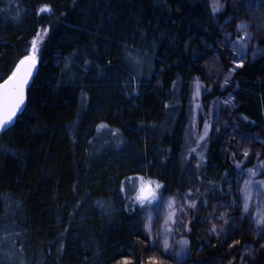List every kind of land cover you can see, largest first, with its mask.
<instances>
[{
	"label": "trees",
	"instance_id": "16d2710c",
	"mask_svg": "<svg viewBox=\"0 0 264 264\" xmlns=\"http://www.w3.org/2000/svg\"><path fill=\"white\" fill-rule=\"evenodd\" d=\"M218 3L0 0V83L48 29L0 135V264H264V0ZM140 178L177 204L163 239Z\"/></svg>",
	"mask_w": 264,
	"mask_h": 264
},
{
	"label": "snow or ice",
	"instance_id": "6c2138e0",
	"mask_svg": "<svg viewBox=\"0 0 264 264\" xmlns=\"http://www.w3.org/2000/svg\"><path fill=\"white\" fill-rule=\"evenodd\" d=\"M213 8L212 12L216 13L220 10V5L218 3V0H213ZM52 9L44 5L41 7L37 12L36 15H40L42 13H50ZM247 28L246 25H240L239 30L245 31ZM47 28H44L41 31H38L36 34V37L33 38L31 41V51L28 55H25L23 59L19 61V63L16 65V68L12 71V74L8 77L7 80L4 81L3 85H0V130H3L7 127H9L12 123H14L15 117L17 116L18 112L23 110V105L25 102V91L29 83V79L31 78L33 74V69L35 68V64L37 61V52L39 50V42L43 41V38L47 35ZM250 36H242L240 38V41L233 44V48L235 49L237 54H240L241 56L244 54V48L243 45L247 43L248 40H250ZM239 66V65H237ZM2 79V77H0ZM227 82V80H226ZM195 95L198 97L200 94V84L197 81L195 84ZM101 127H106L102 125ZM208 132V125L205 124L204 128V135L200 137L201 140L204 139V136L207 135ZM195 151V149H193ZM245 156L248 155L247 152L244 153ZM250 175H255V171L252 169H249ZM142 180V178H140ZM123 183V182H122ZM151 183V182H149ZM251 183L246 182V189L247 184ZM160 185L157 184L156 188H159ZM123 191V188H122ZM143 192V188H141V193ZM250 192L245 191V211H247L248 204L247 200L250 199ZM151 199H149L148 196L144 195H138L136 199L143 205L145 200L149 204L153 203V201L156 200V196L154 192L150 193ZM174 201H169L168 207L170 209L173 208ZM190 207H195V203H192L189 205ZM175 216V211L169 213V216L166 219V224L169 220H173ZM174 222V220H173ZM258 223H264V217H262L260 220L257 221ZM147 227V226H146ZM215 226H213L212 231L215 232ZM168 231H171V229H168ZM187 240L181 241V244H187ZM164 248H168V240H164Z\"/></svg>",
	"mask_w": 264,
	"mask_h": 264
},
{
	"label": "rangeland",
	"instance_id": "374dc122",
	"mask_svg": "<svg viewBox=\"0 0 264 264\" xmlns=\"http://www.w3.org/2000/svg\"><path fill=\"white\" fill-rule=\"evenodd\" d=\"M41 45V42H39V47ZM37 61H38V52H37ZM36 61V62H37ZM195 121L197 123V120H196V117H195ZM208 125V131L209 129H211V125L212 124H207ZM198 126V125H196ZM204 127H202L201 129H199L198 131V140L200 141H203L205 139L206 136H204V139L201 140L200 137L202 135H204ZM197 129V127H196ZM208 134V132H207ZM151 182V183H149ZM245 184V183H243ZM148 187H151L152 188V192L155 193V196H156V200L153 201V203L149 204L147 202V200H145L144 204L142 205L138 200H137V204L141 207H144L146 208V216L149 217L151 216L152 220H150L151 222V233L155 234V232L158 231V233H162V234H159L160 238L163 239L164 237V234L168 233V229H170V227H172V223H173V220H175V218H177V204L175 203V201L173 199H170V196H165V197H161V194H160V187L159 188H156V184L154 181L152 180H149V179H139V188H138V195H144L145 193V190L148 188ZM141 188H143V192L141 193ZM240 192V191H239ZM149 199H151V196H149ZM169 201H174V205H173V208L170 209L168 207V204H169ZM258 202H261L262 203V199L259 198L257 200ZM175 211V216L173 218V220H169L166 224V219L167 217L169 216V213L172 212V211ZM257 215H258V218L259 217H263L264 215V211H260L258 210L257 212ZM167 230V231H166ZM157 235V234H156ZM153 244L156 245V242H154L153 240Z\"/></svg>",
	"mask_w": 264,
	"mask_h": 264
},
{
	"label": "water",
	"instance_id": "95a60500",
	"mask_svg": "<svg viewBox=\"0 0 264 264\" xmlns=\"http://www.w3.org/2000/svg\"><path fill=\"white\" fill-rule=\"evenodd\" d=\"M37 68H38V62H36V64H35V68L33 69V74H32V76H31V78L29 79V83H28V86H29V84L31 83V81H32V79H33V77H34V75H35V73H36V71H37ZM8 79V78H7ZM6 79V80H7ZM5 81V80H4ZM4 81L3 82H1L0 83V85H3L4 84ZM28 86H27V88H26V91H25V102H24V105H23V108H24V106H25V103H26V94H27V89H28ZM21 112V111H20ZM20 112H18V114L20 113ZM17 114V115H18ZM16 118V117H15ZM6 129V128H5ZM5 129H3V130H5ZM3 130H0V135H1V133L3 132ZM153 190H152V188L151 187H148L146 190H145V193H144V196H150V193L152 192Z\"/></svg>",
	"mask_w": 264,
	"mask_h": 264
}]
</instances>
